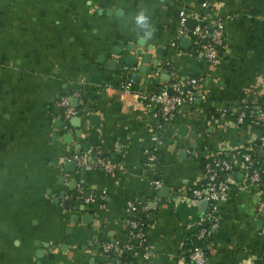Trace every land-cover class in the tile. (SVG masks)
<instances>
[{"label": "crops", "instance_id": "1", "mask_svg": "<svg viewBox=\"0 0 264 264\" xmlns=\"http://www.w3.org/2000/svg\"><path fill=\"white\" fill-rule=\"evenodd\" d=\"M183 10L190 29L199 15L224 22L216 62L176 52ZM141 11L149 39L136 24ZM190 75L202 77L196 102L157 133L159 107L142 95ZM263 89L264 0H0V264H101L105 241L127 240L125 207L135 199L149 207L151 248L135 263L183 264L207 207L189 191L222 144L248 136L211 112L258 103ZM64 94L77 123L63 118ZM89 149L117 170H80L75 157ZM153 151L158 159L145 170ZM236 179L209 237V264L264 258L263 189ZM89 193L94 204L84 200Z\"/></svg>", "mask_w": 264, "mask_h": 264}, {"label": "built area", "instance_id": "2", "mask_svg": "<svg viewBox=\"0 0 264 264\" xmlns=\"http://www.w3.org/2000/svg\"><path fill=\"white\" fill-rule=\"evenodd\" d=\"M203 6H209V2L205 1ZM189 15L186 10L180 12L176 40L172 43L176 52L201 55L209 63L216 62L220 58L225 41L224 22L210 21L199 15L196 16L197 24L190 29L186 26ZM184 37L192 39L193 51L179 47L178 42ZM201 82L200 76H185L168 82L158 92L142 95L147 105L154 104L159 107L162 121L158 125L157 133L163 131L165 123L172 118L174 112L186 104L196 102ZM259 95L258 103L217 105L211 112V117L219 115L224 119L231 118L229 122L246 128L248 136L246 142L242 144H222L217 152L204 162L203 176L197 179L189 191L187 198L204 202L207 207L196 231L186 240L189 246L186 251L187 259L183 264H209V237L219 221L220 206L226 200L230 187L237 183L238 174H242L244 185L261 186L264 195V89ZM71 96L64 94L58 100L66 121L79 114V110L71 105ZM155 139L160 142L158 134ZM75 159L80 170L101 167L105 172L113 174L118 168V164L112 159L91 149L80 153ZM157 159L158 154L155 151L150 152L145 160V170H148ZM160 184L159 181H155V188H159ZM77 193L82 196L84 189L79 187ZM97 199L95 193H89L84 200L87 204H94ZM125 212V221L129 228L128 238L125 241H105L102 244L105 259L101 264H136V260L149 257L151 248L145 226L149 212L147 203L140 199L129 200ZM125 254L127 258H124ZM260 264H264V258Z\"/></svg>", "mask_w": 264, "mask_h": 264}, {"label": "water", "instance_id": "3", "mask_svg": "<svg viewBox=\"0 0 264 264\" xmlns=\"http://www.w3.org/2000/svg\"><path fill=\"white\" fill-rule=\"evenodd\" d=\"M193 22L194 21L192 19L189 20V24L191 23V25H194ZM191 27H193V26H191ZM180 44H181V46L183 48L188 49L191 46V44H192V39L184 37V38L180 39ZM128 63H130V62H128ZM130 65L135 66V63L131 62ZM92 117H94V116H92ZM78 121H79V117L78 116L72 118V122H76L77 123ZM67 164L71 166V169H72L71 171L72 172H74L76 170V162L75 161H68Z\"/></svg>", "mask_w": 264, "mask_h": 264}, {"label": "clouds", "instance_id": "4", "mask_svg": "<svg viewBox=\"0 0 264 264\" xmlns=\"http://www.w3.org/2000/svg\"><path fill=\"white\" fill-rule=\"evenodd\" d=\"M136 24L142 29H147V31L144 32V38L149 39L151 37V32L149 30L151 26L149 24V18L144 11H141L136 16Z\"/></svg>", "mask_w": 264, "mask_h": 264}, {"label": "trees", "instance_id": "5", "mask_svg": "<svg viewBox=\"0 0 264 264\" xmlns=\"http://www.w3.org/2000/svg\"><path fill=\"white\" fill-rule=\"evenodd\" d=\"M188 246H189V244L186 242V243L184 244V248L187 249ZM114 251L116 252V249H115ZM184 255H185L184 258L187 259V253L184 254ZM127 257H128V256L125 254V255H124V258H127Z\"/></svg>", "mask_w": 264, "mask_h": 264}]
</instances>
